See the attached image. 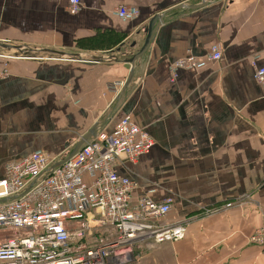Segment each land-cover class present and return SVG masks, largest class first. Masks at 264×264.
Returning <instances> with one entry per match:
<instances>
[{"label":"crops","instance_id":"crops-1","mask_svg":"<svg viewBox=\"0 0 264 264\" xmlns=\"http://www.w3.org/2000/svg\"><path fill=\"white\" fill-rule=\"evenodd\" d=\"M202 1L81 0L73 14L67 0H0V42L21 46L0 47L9 73L0 79V177L36 150L66 159L89 132H112L131 116L155 145L116 171L137 180L134 200L172 197L167 222L187 227L179 240L143 242L131 264H264L250 242L264 226V86L253 67L264 66V0L176 7ZM121 5L140 16L120 18ZM160 13L164 23L133 65ZM217 41L220 62L172 79V62L205 57ZM112 81L124 82L119 95Z\"/></svg>","mask_w":264,"mask_h":264},{"label":"built area","instance_id":"built-area-1","mask_svg":"<svg viewBox=\"0 0 264 264\" xmlns=\"http://www.w3.org/2000/svg\"><path fill=\"white\" fill-rule=\"evenodd\" d=\"M67 1L70 12L77 13L81 0ZM116 14L134 20L140 10L122 5ZM222 57L217 41L205 57L179 58L169 71L176 79L181 69L201 68ZM253 67L264 86V66L253 62ZM8 75V68L0 69V79ZM124 85L112 81L108 88L119 95ZM154 145L150 133L126 116L112 132L96 131L69 158L36 150L8 162L0 177V264H131L140 256L143 242L183 238L185 223L167 222L173 198L156 201L144 195L134 200L137 180L115 169L121 159L137 162ZM250 242L264 249V226Z\"/></svg>","mask_w":264,"mask_h":264},{"label":"water","instance_id":"water-1","mask_svg":"<svg viewBox=\"0 0 264 264\" xmlns=\"http://www.w3.org/2000/svg\"><path fill=\"white\" fill-rule=\"evenodd\" d=\"M208 3V0H203L200 4H194V5H188V4H180L178 6H176L177 8H188V9H198L201 8L203 6H205ZM165 21V13H160V14H156L149 22L147 28L145 29V32L147 34L146 36V40L144 45L142 46V48L140 49V51L128 58V62L132 63L134 65V63L136 62L137 58H139L140 56H142L150 47L152 40L154 39L155 33L157 31V29L160 27V25L162 23H164ZM0 47L2 48H9V49H20V45H10V44H6V43H1L0 42ZM117 56H114V60H117ZM134 75V70L131 71V74L128 78V81H131ZM96 132V130L94 129L93 132H89L88 134H86L82 140H80L78 142V144L76 145V147L74 148L73 152L70 154L69 157L73 156L78 150L79 148L88 140L90 139L94 133ZM68 157V158H69ZM63 161L59 162L58 164H62Z\"/></svg>","mask_w":264,"mask_h":264},{"label":"rangeland","instance_id":"rangeland-1","mask_svg":"<svg viewBox=\"0 0 264 264\" xmlns=\"http://www.w3.org/2000/svg\"><path fill=\"white\" fill-rule=\"evenodd\" d=\"M122 6V5H121ZM31 38V37H30ZM30 38H27V37H24V36H21V35H17V36H14V40H19V41H24V40H28V39H30ZM6 56V54H2V53H0V58H2V57H5ZM6 58V57H5ZM229 203V202H228ZM238 203V202H237ZM228 207V206H227Z\"/></svg>","mask_w":264,"mask_h":264}]
</instances>
